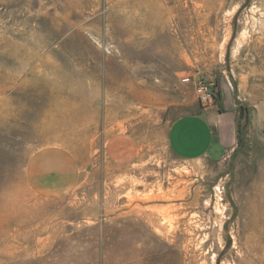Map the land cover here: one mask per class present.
<instances>
[{
	"label": "rangeland",
	"instance_id": "1",
	"mask_svg": "<svg viewBox=\"0 0 264 264\" xmlns=\"http://www.w3.org/2000/svg\"><path fill=\"white\" fill-rule=\"evenodd\" d=\"M196 74L237 143L183 161L166 134ZM52 149L79 178L47 198L27 168ZM0 264H264V0H0Z\"/></svg>",
	"mask_w": 264,
	"mask_h": 264
},
{
	"label": "crops",
	"instance_id": "2",
	"mask_svg": "<svg viewBox=\"0 0 264 264\" xmlns=\"http://www.w3.org/2000/svg\"><path fill=\"white\" fill-rule=\"evenodd\" d=\"M204 76L196 74L192 80L199 82ZM222 95V105L204 109L195 107L192 114L181 116L168 127L166 142L170 152L183 161H194L208 157L218 158L236 147L237 121L234 107L227 96ZM197 100V99H196ZM109 158L117 163L130 162L138 151L133 135L113 134L105 144ZM58 183L56 185V179ZM28 179L45 197H59L74 188L79 172L75 160L62 150H43L35 155L27 168ZM51 176H56L55 185Z\"/></svg>",
	"mask_w": 264,
	"mask_h": 264
},
{
	"label": "built area",
	"instance_id": "3",
	"mask_svg": "<svg viewBox=\"0 0 264 264\" xmlns=\"http://www.w3.org/2000/svg\"><path fill=\"white\" fill-rule=\"evenodd\" d=\"M192 82L193 81L190 78H186L183 80L184 84H191ZM193 85L197 97V102L202 108H211L217 104V92L213 88V85L204 80H201L199 82L194 81Z\"/></svg>",
	"mask_w": 264,
	"mask_h": 264
},
{
	"label": "trees",
	"instance_id": "4",
	"mask_svg": "<svg viewBox=\"0 0 264 264\" xmlns=\"http://www.w3.org/2000/svg\"><path fill=\"white\" fill-rule=\"evenodd\" d=\"M217 103L218 105H222V95H221V92L220 91H217Z\"/></svg>",
	"mask_w": 264,
	"mask_h": 264
},
{
	"label": "bare ground",
	"instance_id": "5",
	"mask_svg": "<svg viewBox=\"0 0 264 264\" xmlns=\"http://www.w3.org/2000/svg\"><path fill=\"white\" fill-rule=\"evenodd\" d=\"M261 191H262V190H261ZM259 192H260V191H259ZM260 193H261V192H260ZM261 196H262V195H261ZM261 199H262V198H261ZM259 203H260V202H259ZM259 203H258V204H259Z\"/></svg>",
	"mask_w": 264,
	"mask_h": 264
}]
</instances>
